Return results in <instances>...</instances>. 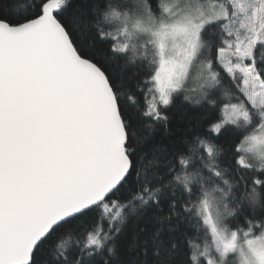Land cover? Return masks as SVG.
Here are the masks:
<instances>
[{"label": "snow or ice", "instance_id": "obj_1", "mask_svg": "<svg viewBox=\"0 0 264 264\" xmlns=\"http://www.w3.org/2000/svg\"><path fill=\"white\" fill-rule=\"evenodd\" d=\"M0 264H264V0H0Z\"/></svg>", "mask_w": 264, "mask_h": 264}]
</instances>
